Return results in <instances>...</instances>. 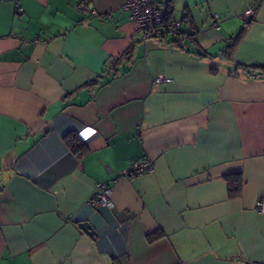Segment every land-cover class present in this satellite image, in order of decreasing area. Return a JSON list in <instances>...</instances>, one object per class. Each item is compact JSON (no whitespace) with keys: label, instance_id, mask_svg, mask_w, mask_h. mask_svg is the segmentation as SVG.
I'll list each match as a JSON object with an SVG mask.
<instances>
[{"label":"crops","instance_id":"crops-1","mask_svg":"<svg viewBox=\"0 0 264 264\" xmlns=\"http://www.w3.org/2000/svg\"><path fill=\"white\" fill-rule=\"evenodd\" d=\"M79 1L0 0V264H264V0H154L182 48Z\"/></svg>","mask_w":264,"mask_h":264},{"label":"built area","instance_id":"built-area-1","mask_svg":"<svg viewBox=\"0 0 264 264\" xmlns=\"http://www.w3.org/2000/svg\"><path fill=\"white\" fill-rule=\"evenodd\" d=\"M87 1H79L78 9L87 12ZM121 9L128 13L131 21L137 26V31L143 39H168L174 41L175 46L184 45L187 38V32L183 28L182 21L168 17L154 0H122ZM250 9L246 11L249 13ZM216 21L217 16L213 15ZM171 78L163 75H157L154 84L168 83ZM155 167L151 159L143 158L133 160L125 176L135 178L142 173H153ZM100 190L95 193V200L101 204H108V194L110 186L108 183L99 184ZM255 210L258 213H264V197L257 199Z\"/></svg>","mask_w":264,"mask_h":264},{"label":"trees","instance_id":"trees-1","mask_svg":"<svg viewBox=\"0 0 264 264\" xmlns=\"http://www.w3.org/2000/svg\"><path fill=\"white\" fill-rule=\"evenodd\" d=\"M168 16V14H167ZM169 17V16H168ZM189 36L191 33L189 32ZM187 35V36H188ZM169 43L175 45L171 40H168ZM184 45H179L180 48H182ZM133 55L132 48L126 49L121 55H119L116 58H113L112 64L116 66L119 62L121 61H127L130 60ZM242 70L245 72V74L249 77L253 78H262L264 79V65L262 66H257V67H242ZM98 81H92L91 83H88L87 85H94ZM64 141L65 143L71 148L73 152H76L78 154H81L85 151V147L81 139L76 133H68L64 136ZM226 181L228 184V195L230 197H235L239 194L240 192V186L242 182V177L240 174H233L226 176ZM160 234H151L148 236L149 241H153L156 238H158Z\"/></svg>","mask_w":264,"mask_h":264},{"label":"water","instance_id":"water-1","mask_svg":"<svg viewBox=\"0 0 264 264\" xmlns=\"http://www.w3.org/2000/svg\"><path fill=\"white\" fill-rule=\"evenodd\" d=\"M80 226L90 235H93L95 233V229L92 228V226L87 222L81 223Z\"/></svg>","mask_w":264,"mask_h":264},{"label":"clouds","instance_id":"clouds-1","mask_svg":"<svg viewBox=\"0 0 264 264\" xmlns=\"http://www.w3.org/2000/svg\"><path fill=\"white\" fill-rule=\"evenodd\" d=\"M95 134V130L93 129H86L84 130V132L81 133L82 138L87 140L89 138L90 135Z\"/></svg>","mask_w":264,"mask_h":264}]
</instances>
